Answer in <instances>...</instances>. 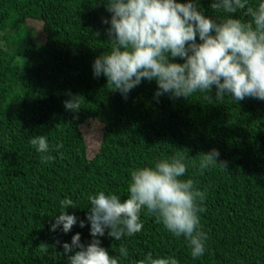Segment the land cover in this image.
Segmentation results:
<instances>
[{"label":"trees","instance_id":"1","mask_svg":"<svg viewBox=\"0 0 264 264\" xmlns=\"http://www.w3.org/2000/svg\"><path fill=\"white\" fill-rule=\"evenodd\" d=\"M104 2L0 0V264H66L61 244L76 233L85 244L92 238L87 222L68 234L49 230L66 210L61 201L71 199L75 208L66 211L83 220L90 194L124 199L130 169L177 152L189 161L182 179L207 189L200 213L205 254L191 258L184 237L146 210L140 233L120 241L106 233L101 246L118 256L123 244L129 255L121 264H137L149 252L178 264H264V101L218 100L214 86L189 98L155 99V82L143 79L122 98L91 67L110 50ZM211 3L200 0L205 15H223ZM71 96L81 98L79 112L64 109ZM33 135H46L50 164L28 144ZM212 148L226 169L201 175L191 165Z\"/></svg>","mask_w":264,"mask_h":264},{"label":"clouds","instance_id":"2","mask_svg":"<svg viewBox=\"0 0 264 264\" xmlns=\"http://www.w3.org/2000/svg\"><path fill=\"white\" fill-rule=\"evenodd\" d=\"M104 6L111 14L102 20L108 25L110 50L96 57L91 67L93 76L103 75L122 98L127 99L143 79L155 82V99L165 94L189 98L197 92H211L214 86L218 100L264 101V0H212L210 8L219 10L221 16L205 15L200 0H105ZM177 58L182 63L175 62ZM80 100L71 96L63 107L79 112ZM28 144L42 164L54 160L46 135L30 136ZM62 147L57 144L55 150ZM219 155L212 148L191 166L201 175L210 167L226 169V162L217 163ZM188 167L189 161L177 152L152 166L130 169L126 198L104 191L90 194L83 220L68 214L66 210L75 207L71 199H63L60 206L66 210L53 216L49 230L68 234L77 223L84 228L87 222L92 238L85 244L76 233L70 243L58 240L66 264H121L128 249L121 244L119 255H110L100 238L107 233L120 241L140 233L142 210L173 236H183L191 258L202 257L207 251V234L200 213L205 211L207 189L192 178L182 179ZM137 264L178 262L171 256L154 258L149 252Z\"/></svg>","mask_w":264,"mask_h":264},{"label":"rangeland","instance_id":"3","mask_svg":"<svg viewBox=\"0 0 264 264\" xmlns=\"http://www.w3.org/2000/svg\"><path fill=\"white\" fill-rule=\"evenodd\" d=\"M90 128H91V127H90ZM87 133L91 134V129H90Z\"/></svg>","mask_w":264,"mask_h":264}]
</instances>
